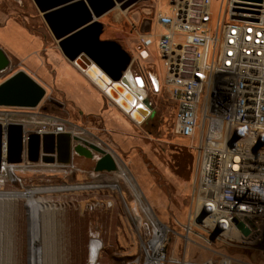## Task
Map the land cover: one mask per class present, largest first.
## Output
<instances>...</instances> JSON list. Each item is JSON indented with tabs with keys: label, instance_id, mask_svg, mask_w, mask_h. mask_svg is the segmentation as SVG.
I'll use <instances>...</instances> for the list:
<instances>
[{
	"label": "built area",
	"instance_id": "obj_1",
	"mask_svg": "<svg viewBox=\"0 0 264 264\" xmlns=\"http://www.w3.org/2000/svg\"><path fill=\"white\" fill-rule=\"evenodd\" d=\"M210 2L168 0V11L154 14L163 31L156 39L149 33L137 38L141 59L155 45L165 70L164 89L177 107L172 132L188 139L197 153L188 219L175 225L186 242L212 257L169 259L168 235L175 232L146 204L150 222L138 221L142 259L135 264H264V0H225L213 33ZM139 62L132 57L126 83H120L131 101L124 95L110 98L128 116L137 108L151 115L153 108L144 101L152 107L150 95L159 93L153 65L147 62L143 69ZM0 124L22 125L24 137L33 132L83 137L65 119L36 109L0 107ZM14 167L3 164L1 184L6 169Z\"/></svg>",
	"mask_w": 264,
	"mask_h": 264
},
{
	"label": "rangeland",
	"instance_id": "obj_2",
	"mask_svg": "<svg viewBox=\"0 0 264 264\" xmlns=\"http://www.w3.org/2000/svg\"><path fill=\"white\" fill-rule=\"evenodd\" d=\"M158 1L159 7L166 10L168 0ZM158 1L139 0L124 10L123 25L128 27L129 21L131 26V54L138 53L137 27L143 19L150 16L149 13H153ZM210 1V23L213 33L220 6L222 5L224 9L225 0ZM37 12L31 0H0V26L8 19H16L27 26L39 25L41 21ZM109 30L113 35L112 29ZM5 36L4 39L12 37L10 34L9 37ZM142 61L145 66L147 62L153 65L159 93L150 96L154 111L150 120L140 126L131 125L129 132L125 133L127 145L124 150L118 149L109 140L110 144L101 139L100 146L109 151L116 161V171L95 174L91 160L74 159L72 165L66 168L26 162L6 169L1 177L3 183L0 189L3 191L40 187H94L51 194L53 201L64 205L59 216L62 222L60 235L63 237L64 264H89V243L92 240H98L101 244L95 264H132L136 261L141 263L143 229L139 227L138 221L141 219L143 222H150V213L145 209L146 204L150 207L151 213L158 219L168 222L175 232L168 235L169 259L202 262L212 257V252L186 242L180 236L185 234L175 225L176 221L181 224L187 222L197 153L190 148L188 139L175 136L172 132L177 107L169 100V95L164 89L165 70L155 45L148 49V58ZM19 65L12 59V67L0 73V81L17 71ZM36 111L70 121L75 115L71 111L64 112L57 103L49 104L47 97ZM88 138L97 143L95 138ZM193 145L197 147L198 141H194ZM135 191H138L140 198ZM147 192H151L152 198ZM19 208L18 235L22 238V264H28V218L24 208L22 206ZM26 214L28 215V212ZM31 224V234L36 238L37 226L33 213ZM190 239L195 241L193 236H190ZM195 243H199V240L196 239ZM31 252L34 257L35 246H31Z\"/></svg>",
	"mask_w": 264,
	"mask_h": 264
},
{
	"label": "water",
	"instance_id": "obj_3",
	"mask_svg": "<svg viewBox=\"0 0 264 264\" xmlns=\"http://www.w3.org/2000/svg\"><path fill=\"white\" fill-rule=\"evenodd\" d=\"M48 27L63 57L71 63L94 71H102L111 80L110 87L116 97L124 95L121 83H126L132 55L116 41L100 40L103 24L99 19L108 11L118 8L124 11L139 0H31ZM86 57L92 62L89 64ZM11 66L7 53L0 48V73ZM100 71H99V70ZM108 81V80H107ZM46 97V89L23 68L11 73L0 82V107L36 109ZM144 104L151 109L148 99ZM147 115L142 108L131 112ZM75 156L94 160L93 172L111 173L116 171L114 157L104 148L89 142L80 134L70 132L38 134L29 133L24 137L20 124L3 127L0 124V173L3 164L14 167L25 162L43 163L66 168L72 165ZM202 217L196 224L199 226ZM235 223L245 233L243 226ZM214 242V238L211 243Z\"/></svg>",
	"mask_w": 264,
	"mask_h": 264
},
{
	"label": "crops",
	"instance_id": "obj_4",
	"mask_svg": "<svg viewBox=\"0 0 264 264\" xmlns=\"http://www.w3.org/2000/svg\"><path fill=\"white\" fill-rule=\"evenodd\" d=\"M156 11L167 12L168 2L166 10H162L158 1L153 13H149L150 16L141 21L136 29L137 41L138 33H149L156 39L163 31L154 17ZM124 12L115 8L99 19L103 24V31L99 38L100 40L116 41L126 52L130 53L131 26L129 21H127L128 27L123 25ZM37 13L41 22L36 26H27L16 19L4 20L0 26V48L7 55L9 54L10 61L13 59L20 64L19 69L23 68L44 86L49 104L57 103L64 112L70 113L71 111L75 114L73 120H65L83 132L82 135L86 140L100 146L103 138L107 142L109 140L118 149L124 150L127 145L124 136L131 129V125L140 126L150 120L151 115L138 113L139 118L136 119L126 115L115 105L113 106L111 99L116 92L111 89V80L107 75L99 69L101 73H97L86 63H83L84 67H81L66 60L41 15L39 12ZM153 24L154 26H152ZM109 29H112L113 35ZM8 34L12 36V39ZM4 35L9 38L4 39ZM136 45L138 53L130 54L135 60L137 58L140 61L139 63L144 69V62L138 57L140 55L138 42ZM86 59L89 64H92L87 57ZM132 68L137 69L136 61ZM127 81L129 82V80ZM88 137L95 138L97 143L94 140L90 141ZM74 159L85 160L78 156H75ZM91 161L94 165V160Z\"/></svg>",
	"mask_w": 264,
	"mask_h": 264
},
{
	"label": "bare ground",
	"instance_id": "obj_5",
	"mask_svg": "<svg viewBox=\"0 0 264 264\" xmlns=\"http://www.w3.org/2000/svg\"><path fill=\"white\" fill-rule=\"evenodd\" d=\"M121 103L123 105L125 102L122 101ZM138 118L136 116V119ZM87 188L94 187H40L13 191L0 189V264H22V238L18 235L19 206L24 208L25 215L28 218V264H64L63 237L60 235L62 222L59 219L64 205L53 201L51 194ZM27 212L28 215L26 214ZM32 213L35 215L37 226L36 238L31 234ZM31 246H35L34 257L31 252ZM100 248L101 244L98 240L90 241L89 264H95L98 260Z\"/></svg>",
	"mask_w": 264,
	"mask_h": 264
},
{
	"label": "trees",
	"instance_id": "obj_6",
	"mask_svg": "<svg viewBox=\"0 0 264 264\" xmlns=\"http://www.w3.org/2000/svg\"><path fill=\"white\" fill-rule=\"evenodd\" d=\"M143 193H144V192H143ZM147 194H148V196H149L150 198H152V194H151V192H147ZM144 196L147 198L146 194H144ZM147 199H148V198H147ZM159 220L162 221L160 218H159ZM162 222L165 223V224H168V225H169L168 222H164V221H162Z\"/></svg>",
	"mask_w": 264,
	"mask_h": 264
},
{
	"label": "flooded vegetation",
	"instance_id": "obj_7",
	"mask_svg": "<svg viewBox=\"0 0 264 264\" xmlns=\"http://www.w3.org/2000/svg\"><path fill=\"white\" fill-rule=\"evenodd\" d=\"M150 96H154L153 94H151ZM153 108V107H152ZM154 114V111H152V114L151 115H153Z\"/></svg>",
	"mask_w": 264,
	"mask_h": 264
}]
</instances>
